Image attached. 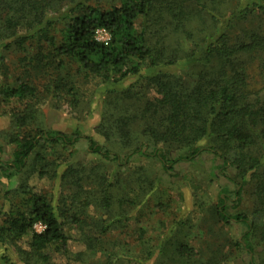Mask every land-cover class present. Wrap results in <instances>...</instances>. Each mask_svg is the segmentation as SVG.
Instances as JSON below:
<instances>
[{
  "label": "trees",
  "instance_id": "1",
  "mask_svg": "<svg viewBox=\"0 0 264 264\" xmlns=\"http://www.w3.org/2000/svg\"><path fill=\"white\" fill-rule=\"evenodd\" d=\"M223 1L119 0L106 8L99 6V0H0V51L15 48L27 53L28 46L42 36L46 51L41 70L47 82L43 90L46 95L53 92L58 98H71L67 101L73 106L77 105L79 91L77 77L98 78L108 87L106 117L114 118L103 132L108 143L99 144L87 137L89 148L105 159L122 165L137 154L154 156L169 170L180 160H194L207 152L222 160L221 167L233 168L235 173L230 179L236 183L238 204L246 193L252 197L254 207L229 213L226 198L220 194L216 215L224 224L236 221L247 225L240 247L252 252L254 241L258 237L264 240V31L261 34L257 26L244 30L241 39L234 40L229 31L231 18L220 23L216 16L217 4ZM237 1L232 17L246 18L256 13L264 16V0ZM208 14L213 28L204 22ZM197 20L200 25L195 24ZM98 29L109 34L107 41L96 39ZM186 38L192 43L187 49L181 43ZM256 53L262 59L263 85L253 92L247 85L246 68L247 60ZM23 60L30 68L33 59L24 56ZM70 63L76 64L75 70L69 69ZM1 88L8 101L32 106L43 99L29 77L17 80L15 86L6 84ZM144 90L147 94L142 93ZM141 95L145 100L140 99ZM129 99L136 109L125 110L116 119L114 111ZM18 115L14 114V123L20 131L11 140L15 143L12 159L0 162V172L4 174L22 172L42 143L73 147L81 137L79 131L66 134L45 130L41 123L25 131L29 120L35 123V119L20 111ZM132 120L145 122L134 137ZM173 151H179L178 156L171 157ZM43 168L40 165L39 175L45 174L41 172ZM66 172L64 176H73L72 183L78 186L71 196V206H75L83 190L79 183L84 177L83 169L69 167ZM95 180V201L110 213L119 178L109 181L108 174L102 173ZM14 193L21 199L9 200L7 211L0 207V264H15L10 249L17 252L23 264H56L52 255L55 249L69 252L66 225L78 223L79 219L66 217L63 203L53 205L43 192L31 186H20ZM85 196L86 203H90L92 195ZM118 216L116 213L106 223L94 222L99 236L82 235L87 249L95 247L120 220ZM38 222L44 225L41 232L33 230ZM29 233L23 248L20 241ZM162 253L158 245L153 251L137 255L135 261L160 264ZM178 253L184 260L194 256L185 244L179 246ZM113 254L96 264H133L132 257Z\"/></svg>",
  "mask_w": 264,
  "mask_h": 264
},
{
  "label": "rangeland",
  "instance_id": "2",
  "mask_svg": "<svg viewBox=\"0 0 264 264\" xmlns=\"http://www.w3.org/2000/svg\"><path fill=\"white\" fill-rule=\"evenodd\" d=\"M118 3L119 0H99V6L106 8ZM237 3V0H225L217 4L215 12L220 23H227V19L231 18L229 31L234 40H240L244 30L248 31L257 26L262 34L264 16L256 13L247 15L246 18L239 15L232 17ZM204 16V22L207 21L213 28L210 15ZM195 24L200 25L199 20ZM41 39L42 36H39L33 41L28 46L27 53L15 48L0 51L3 56V60H0V162L12 159L15 143L11 140L14 133L20 131L14 123V114L20 117L19 111L20 114L27 113L35 119V123L32 122L33 119L29 120L28 125L23 128L25 131H31L37 126L36 123H41L45 130H60L66 134L79 131L81 137L73 147L63 148L52 146L49 142L42 143L22 172L12 175L0 172V207L7 211L9 200L18 202L21 199V195H14L15 190L20 186H31L43 192L53 205L63 203L66 217L71 215L79 219L78 223H69L65 227L69 237V252L66 254L56 250L54 245L53 261L56 264H96L104 261L109 253H119L132 257L133 264H138L135 261L138 259L137 255L144 251H153L160 245L163 250L160 264H264V240L259 241L258 237L254 241L252 252L240 247L247 225L236 221L224 224L216 215L220 194L226 198L225 206L229 213L246 206L254 207L252 197L246 193L238 204L235 195L236 183L230 179L235 170L221 167L222 160L207 152H202L194 160H180L169 170H165L160 160L154 156L137 154L127 164L119 165L116 161L107 160L94 153L89 148L87 137L106 145L108 142L103 132L114 119L106 117L104 102L109 97L108 87L98 78L77 77L75 82L79 91L76 106L67 101L71 100L69 97H66L67 100L58 98L53 92L46 95L43 86L47 82L43 68L41 70V58L46 51V43ZM181 43L185 49L192 44L191 39L187 38ZM24 56L33 59L30 68L23 60ZM261 61L257 53L247 60V85L253 92L262 89ZM68 67L75 70L77 66L70 63ZM52 68L56 73L53 66ZM27 77L36 83L43 99L30 106V103L8 101L4 98L2 86H15L17 80ZM145 92L147 94L145 90L142 93ZM151 97L148 95V98ZM140 99L145 100V97L141 95ZM129 100L118 105L114 111L116 119L125 110L136 109V105ZM130 124L134 137L141 127L140 124L144 125L145 122L132 120ZM178 153L179 151H173L171 157L178 156ZM120 157L122 159L123 155ZM40 165L44 166L41 172L45 174H38ZM69 167L80 170L82 168L81 176L84 175L79 181L83 190L79 203L75 206H71V196L76 193L78 186L72 183L73 176H64L67 175L66 170ZM102 173L108 174L109 181L111 178H119L110 213L93 196L97 193L98 186L95 177ZM88 174L92 176L89 177ZM138 177L145 180L138 181ZM85 194L92 195L90 203H86ZM128 200H135L136 203H129ZM116 213L120 220L100 237L93 249H87L82 235L98 237L99 232L95 230L94 222H109L115 218ZM43 229L44 225L39 222L33 225L36 232ZM29 236L30 233L20 241L23 248H26ZM181 244L187 245L194 256L187 260L181 259L178 253ZM9 255L15 264H23L14 249L9 250Z\"/></svg>",
  "mask_w": 264,
  "mask_h": 264
},
{
  "label": "built area",
  "instance_id": "3",
  "mask_svg": "<svg viewBox=\"0 0 264 264\" xmlns=\"http://www.w3.org/2000/svg\"><path fill=\"white\" fill-rule=\"evenodd\" d=\"M96 39L105 42L109 39V34L104 29H98L96 32Z\"/></svg>",
  "mask_w": 264,
  "mask_h": 264
}]
</instances>
